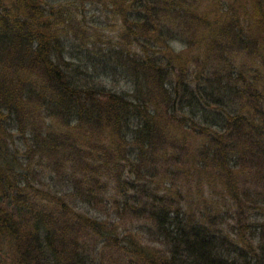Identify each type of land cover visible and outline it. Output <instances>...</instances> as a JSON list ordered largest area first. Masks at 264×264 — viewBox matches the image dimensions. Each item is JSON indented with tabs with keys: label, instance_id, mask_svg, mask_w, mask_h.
I'll return each mask as SVG.
<instances>
[{
	"label": "trees",
	"instance_id": "obj_1",
	"mask_svg": "<svg viewBox=\"0 0 264 264\" xmlns=\"http://www.w3.org/2000/svg\"><path fill=\"white\" fill-rule=\"evenodd\" d=\"M156 159L229 210L149 191ZM108 187L138 264H264V0H0V256L89 264L64 215L97 236Z\"/></svg>",
	"mask_w": 264,
	"mask_h": 264
},
{
	"label": "rangeland",
	"instance_id": "obj_2",
	"mask_svg": "<svg viewBox=\"0 0 264 264\" xmlns=\"http://www.w3.org/2000/svg\"><path fill=\"white\" fill-rule=\"evenodd\" d=\"M85 14L87 16V26H91L93 28L98 29L99 31L103 30L106 26H103L101 23V20H105L106 16L103 14L102 9L92 12L90 2H86L85 4ZM109 27H106V30ZM115 83H108V86H113ZM115 87H122L125 88V84L118 83L117 85H114ZM39 120V119H38ZM40 121V120H39ZM14 143L17 142L16 136L13 135ZM13 146H16L20 149L26 150L24 146L13 144ZM22 151V150H21ZM59 157L61 154L57 153ZM73 159L74 156L72 155ZM157 160V159H156ZM155 164H158L155 168V175L152 176L151 182H148L146 179L145 182L149 184V191L152 190V187H156V193L158 195L166 194L165 198H174L176 201H181V205H184L187 211L192 212H201L204 210V200H207V202L211 205L219 204L221 206L222 210H226L227 208H230V203L228 200H220L217 203L213 204L212 198L216 194L215 191H211L209 187H206L204 185H195V182L186 183L184 182L182 185V176L184 174L183 171H176L170 170L173 169L174 166L171 164L169 171L167 173L166 164L163 162V160L158 159ZM33 166L37 170V175L41 178V181L45 180V176L43 174V171L45 168L43 167V164L41 165H35ZM251 169L255 171L257 169V166H255L253 163L250 165ZM31 167V166H29ZM33 168V167H31ZM252 171V172H253ZM125 174V173H124ZM126 175V174H125ZM125 175H121L118 172H112V176H118V182H120L123 186H125V183L123 182L125 178H123ZM132 176H135V174H132ZM111 178L110 174L108 177H104L99 179V183H107L108 179ZM165 182H168L167 184ZM181 185V186H180ZM41 187V185L39 186ZM42 188V187H41ZM177 188L180 193L174 191V189ZM165 189V190H164ZM216 190V189H214ZM24 191L22 190V193ZM104 198L106 201L104 206L102 204L98 205H90V203H85L86 214H90L91 216H94L96 218H103L105 219V223L103 225V230H100L99 232L95 233L97 236L92 235V232H94L91 228H86L79 224V226L75 223L76 219L71 217L69 214L64 215L68 218V224L64 227L66 228L64 233V237L60 236L59 238L64 241L65 248L72 245L73 247L76 246L77 249H81V245L87 250L88 259H90L89 264H138V257L135 255H132L130 253V241L132 239V232L133 228H137L138 225L142 224L143 219H136L129 221V217L126 215H123L121 209L122 204H120L122 195H116L114 192L108 187V189H105L104 191ZM43 194L35 195V198L41 199V196ZM33 198V196H32ZM107 199V200H106ZM115 199H118L116 203L113 201ZM196 201H202L201 204H197ZM120 205V208H117V206ZM180 205V204H179ZM211 205V206H212ZM227 207V208H226ZM80 210V209H79ZM229 210V209H227ZM71 222V223H70ZM115 226V231L113 229H110V225ZM228 230V229H227ZM229 231V230H228ZM60 232V233H63ZM90 232V233H89ZM113 232L117 238L113 240V238L107 237V233ZM78 242V243H77ZM153 245H155L157 248H162L161 245H159L157 242L153 241ZM8 254L0 256V264H9V258ZM140 261V260H139Z\"/></svg>",
	"mask_w": 264,
	"mask_h": 264
}]
</instances>
